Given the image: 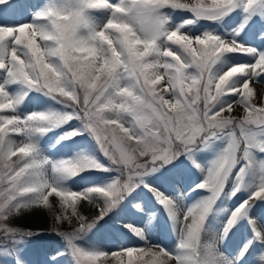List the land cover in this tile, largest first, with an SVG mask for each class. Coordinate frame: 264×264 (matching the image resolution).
Returning a JSON list of instances; mask_svg holds the SVG:
<instances>
[{"label": "snow or ice", "instance_id": "obj_1", "mask_svg": "<svg viewBox=\"0 0 264 264\" xmlns=\"http://www.w3.org/2000/svg\"><path fill=\"white\" fill-rule=\"evenodd\" d=\"M241 7L247 15L236 36L255 22L252 17L259 14L264 19V0H49L46 4L0 0V15L32 16L27 23H0V113L10 110L0 114V163L5 172L0 181H7L0 192V252H9L8 243L18 244L20 234H33L15 227L14 218L43 205L51 217L50 230L65 237L76 264H97L108 252L80 246L76 241L81 234L163 164L186 154L202 168L195 154L217 140L225 147L207 167L205 179L192 189L209 195L182 210L176 199L145 185L173 221L179 236L176 250L147 244L121 247L112 256L118 264H125V256L126 264H235L259 247L254 240L264 243V226L257 227L249 218L253 239L245 243L240 256L226 262L219 250L255 200L264 198V183L232 210L215 244L201 239L208 215L236 166L243 161L232 195L251 169L264 171V160L257 159V153H264V87L257 91L250 86L264 81V51L211 31L190 35L183 29L197 19L219 20ZM165 9L186 10L193 18L173 26ZM97 10L106 11L108 18L100 20ZM259 36L264 38V32ZM231 53L257 58L218 72L221 59ZM13 85L25 91L13 92ZM33 89L61 100L71 111L17 114ZM238 109L243 114L234 115ZM73 118L82 121L83 129H73L67 137L89 132L108 163L87 153L60 160L53 165L58 177L53 179L35 137ZM13 156L18 160L8 163ZM88 170L116 175L84 190L63 186V179ZM53 194L60 198L58 205L49 203ZM78 201L93 206L96 215L83 214ZM63 225L67 230H61ZM133 231L145 239L143 229Z\"/></svg>", "mask_w": 264, "mask_h": 264}, {"label": "rangeland", "instance_id": "obj_2", "mask_svg": "<svg viewBox=\"0 0 264 264\" xmlns=\"http://www.w3.org/2000/svg\"><path fill=\"white\" fill-rule=\"evenodd\" d=\"M31 2L46 4L49 0H31ZM181 2H194V0H181ZM205 2L210 3V0H205ZM164 11L171 17L173 26L193 18V14L186 10L165 9ZM96 15L100 20H106L109 14L106 11L97 10ZM246 15L247 13L241 7L234 9L228 16L219 20L197 19L195 23L185 25L183 30L190 35H202L206 31H211L221 35L226 40L236 39L239 44L245 47H254L259 51H264V38L259 36V33L264 32V19L259 14L252 17L254 23L250 21L244 31L236 36V30L243 23ZM31 19L30 13L20 15L13 12H4L0 15V23L8 25L27 23ZM38 42L43 46L40 38H38ZM256 58V55L242 53L226 54L217 65V71L222 72L236 63L251 64L255 62ZM164 83V81H161V84ZM250 86L259 91L261 87H264V81L250 83ZM11 90L13 92L25 91L21 86L16 85H13ZM157 90L162 91L160 85H157ZM163 94L166 99L169 98L167 93ZM168 107L170 110V106ZM55 111L65 112L71 111V109L54 96L33 89L27 92L18 107L17 114L26 116L31 112ZM0 114H10V110H5L4 113ZM233 114H243V110L238 109ZM73 129H83L80 119L73 118L67 123L35 137V143L41 157L48 160L46 172L53 179L58 178L53 171V165L60 160H74L87 153L96 156L105 164L108 163L95 138L89 132L82 131L81 135L68 138L66 134ZM16 139L19 142V137H16ZM224 147L225 142L217 140L210 147L197 152L195 159L203 166L202 168H197L186 154H182L175 160L163 164L158 171L146 175L143 177V183H140L131 193L125 195L116 207L96 223L95 227L81 234L76 243L89 250L108 252V255L101 257L97 264H118V258H114L112 252H119L121 247L135 246L140 248L152 244L175 251L179 243L178 232L165 207L157 201L154 192L145 185H151L152 188L173 197L182 210L186 209L202 197L209 195L206 190L196 189L192 191V189L205 179L207 167ZM18 158V156H13L8 163L15 162ZM257 159L264 160V153H257ZM242 163L243 161H241ZM241 164H238L233 170L226 182L225 189L208 215L204 232L201 235L204 243L215 244L232 210L244 200L249 199L252 193L258 190L259 185L264 183V171H261L259 167H255L245 176L240 190L232 195L237 183L236 174L239 172ZM115 175L114 171L88 170L78 176L63 179L62 184L67 188L79 191L90 186L108 183ZM49 203H51L50 197ZM80 203H83V201H78V207ZM79 210L82 212L80 207ZM249 218L255 219L257 227L264 226V198L255 200L247 215L241 217L237 225L228 233L227 238L219 246L226 262L239 257L245 243L249 239H253L252 225L249 223ZM64 226L62 230H67L68 226ZM51 227L52 223L47 232L48 235L57 232L50 230ZM133 229H143L145 239H141ZM48 235L43 233L37 237L26 234L19 236L18 240L20 242L18 244L8 243L6 245L9 252H0V264H17V259L21 264H76V260L68 250L65 237L63 235L61 237H48ZM254 243L259 247L255 251L250 249L251 255L248 252L245 253V256L248 257L247 260L240 259L235 264H264V252L260 250L264 248V243L259 240H254ZM124 260L126 264V256Z\"/></svg>", "mask_w": 264, "mask_h": 264}, {"label": "trees", "instance_id": "obj_3", "mask_svg": "<svg viewBox=\"0 0 264 264\" xmlns=\"http://www.w3.org/2000/svg\"><path fill=\"white\" fill-rule=\"evenodd\" d=\"M4 175H5L4 165L0 163V177ZM6 184L7 181H0V192L3 190ZM0 198H2V196H0ZM50 198H51V203H55L57 205L59 204V197H57L55 194L50 196ZM79 207L81 208L82 212H84L88 216L96 215L95 208L91 207L89 204L85 202L80 203ZM51 223H52L51 217L47 213V209L42 205L39 207L25 210L21 214L17 215L13 220V225L15 227L21 228L25 231H29V230L33 231V234L31 236H36V237L39 234H43V233L48 235L47 232L51 226ZM22 235L24 234H20L19 236ZM48 237H61V235L58 234V232H55L53 234H49Z\"/></svg>", "mask_w": 264, "mask_h": 264}]
</instances>
